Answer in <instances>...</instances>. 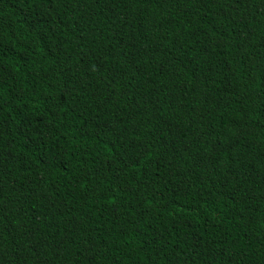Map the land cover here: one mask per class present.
I'll return each mask as SVG.
<instances>
[{
  "label": "trees",
  "instance_id": "trees-1",
  "mask_svg": "<svg viewBox=\"0 0 264 264\" xmlns=\"http://www.w3.org/2000/svg\"><path fill=\"white\" fill-rule=\"evenodd\" d=\"M0 264H264V0H0Z\"/></svg>",
  "mask_w": 264,
  "mask_h": 264
}]
</instances>
